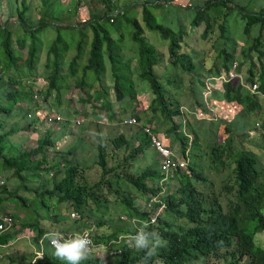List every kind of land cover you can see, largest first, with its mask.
I'll use <instances>...</instances> for the list:
<instances>
[{
  "label": "trees",
  "instance_id": "1",
  "mask_svg": "<svg viewBox=\"0 0 264 264\" xmlns=\"http://www.w3.org/2000/svg\"><path fill=\"white\" fill-rule=\"evenodd\" d=\"M99 1L110 8L109 1ZM175 1L150 0L143 3L140 5L142 22L136 15L130 14L131 11L127 8H120L117 13H114L113 9H108L104 15L93 13L87 21L76 25H55L53 18H56L57 0H41V18L38 23H34L31 16L26 15L31 8L26 5V0H22V11L15 12L16 23L21 25L23 34L13 38L8 21L4 25L0 24V83L3 85V96H0V177L4 176V183L0 184V206L9 200L27 207L31 204H43V208L50 213L49 218L56 221L64 220L59 214L64 206L67 216L71 210L81 216L80 221L74 222L75 229L68 230L75 233L84 230L82 222H91L95 211H101L103 216L109 214L111 203L104 198V190L107 188V192L115 197L116 203L127 209L128 212L124 213L129 221L126 222V228H117L110 236H92L93 242L99 245L115 240V243L119 244L121 236L135 234L138 230L130 219L149 218V214L143 213L136 206L137 200L132 196V192L124 187L129 184L144 196H148L147 199L161 192V188L167 189V208L159 217L158 223L148 228L149 231L158 232L167 243L148 264H155L156 261L160 264H264V248L256 242V236L264 233V175L258 167L260 158L254 152L236 151L234 160L231 161L232 170L227 176L229 182L223 188L216 187L214 181L199 172L192 162L189 163L190 176L177 173L173 178L177 183L172 191L173 185L170 183L159 187L162 176L157 169L147 168L139 174L126 173L124 176L119 172L121 166L132 165L130 162L136 161L140 154H144L145 150L151 147L143 132L140 145L133 152H129L132 141L124 136L111 141L98 139V153L92 163L102 170V174L100 180L95 183H90L86 178V164L65 163L68 155L72 156L78 152L77 145L70 144L63 152L58 151L59 148L56 149L57 143L68 134V129L61 130L58 125L66 119L77 120L76 124L79 126L86 117H81L70 101L65 100V93L73 87L86 89V100L80 97L76 101L78 105H84L86 102L93 104V99L100 104V108L109 111L114 117L110 90H114L115 98L120 103H125L127 98L133 101L137 97L135 81L146 80L154 97L149 110L172 123L173 118L181 115V106L171 89L165 85H173L174 80L162 78L157 72L159 67L165 68L166 64L181 68L192 76L191 82H197V85L191 89V98L198 109L208 113L202 97L206 79L228 73L234 64H237V70L240 71L247 63L250 66L245 77L248 86L235 82L224 83L223 95L219 97L216 92L214 98L216 101L237 103L242 107V114L238 118L235 116L232 122L236 129L232 130L249 136L251 127L245 118L259 110L260 105L256 100L259 95L264 94V7L260 11H252L253 0H200L195 6H184ZM154 9L161 15H167L168 19L176 24L175 29L160 23ZM12 13L13 11L9 14L11 18ZM120 18H124L127 25L133 26L132 32L127 33L128 31L119 24ZM108 24L114 26L113 31ZM50 26L54 29H69L73 34L79 33L80 36L72 40L78 41L74 46L58 33L48 48V62L44 67H40L38 63L47 45L42 39V33ZM202 28V38L207 41L212 39L210 35L215 33L216 28L220 31L213 45L215 57L208 68L200 64V53L182 52L190 36L189 30ZM148 31L158 33L169 43V58L149 41L146 34ZM90 34L89 44L86 38ZM240 39L246 41L245 46L239 42ZM84 44H88L90 50L85 63L82 64L85 55ZM16 48L20 51L27 50L28 57L25 60L18 58ZM74 48L76 54L67 63V55ZM125 50L131 52L127 59L124 57ZM238 51L244 59L241 65L237 61ZM167 60L169 63H166ZM205 68L207 71L203 79L200 71ZM6 79L8 84H5ZM40 79L48 83L46 88L40 87L41 100L47 101L51 96L55 97L57 112L41 108L38 100L32 96H22L23 93L31 92V87L34 88L35 82ZM254 85L258 86V90L252 93L249 87ZM93 90L94 93L91 92ZM26 100L27 107H17V104ZM17 109L19 112L14 114ZM22 113L26 124L17 123L7 130V120L16 119L22 116ZM88 115L90 114L87 112ZM241 117L244 122L236 127L235 121ZM49 119L52 120L51 123L48 122ZM97 120L98 117L95 116L93 123ZM101 122L100 125H108L104 123V119ZM44 123L47 125V131L44 137L38 140L35 148L19 149L9 141L15 134L33 129L34 124ZM217 124L221 122L217 121ZM187 126L190 127L189 122ZM216 129L217 127L214 128L210 141L212 145L216 144ZM199 130L207 134L210 128L204 125L200 126ZM180 141L182 153L185 155L190 145L189 139L181 138ZM78 144L86 146V138L80 137ZM201 144V137L194 131L190 153ZM123 147L126 148L123 164L117 163L111 167L109 158L117 160L118 155L114 153ZM228 147L231 148V143ZM52 149L56 152L55 159L50 154ZM215 149L214 146L213 150ZM218 151L220 155H214L221 166L226 167V161L222 159L223 151ZM86 159L84 157L85 161ZM6 175L8 180L16 178L19 181L18 190L15 192H11L5 182ZM123 190H126L127 194H122ZM223 190H227V193ZM25 192L30 196L36 194L37 198L31 201L24 195ZM92 205H97V209L94 210ZM4 214L13 217L10 213ZM106 224L112 226L114 221H97L96 227L103 228ZM25 229L36 232L35 241L38 244L47 233L42 223L37 220L20 225L18 232L2 234L0 243L7 244ZM45 242L42 261L46 260L48 264H66L54 256L49 240ZM120 246L122 254L117 257L118 264H144L143 252L136 251L126 243Z\"/></svg>",
  "mask_w": 264,
  "mask_h": 264
},
{
  "label": "rangeland",
  "instance_id": "2",
  "mask_svg": "<svg viewBox=\"0 0 264 264\" xmlns=\"http://www.w3.org/2000/svg\"><path fill=\"white\" fill-rule=\"evenodd\" d=\"M107 1L110 2V8L104 5L99 0H57L58 4L55 10L56 18H53L54 24L57 25V24L63 23V25H76V24L87 21L90 18V15H92L93 13H97V14L101 13L102 15H104V13L108 11V9H113L114 13H117V11L120 8H125V9L127 8L129 11H131L130 14L136 15L137 19H139L142 22V9L140 5L150 0H107ZM197 1H200V0H176L175 3L184 5V6L186 5L195 6L197 4ZM14 3L15 2L11 0H0V24L4 25L5 22L8 21L10 29L14 35L13 38H16L17 36L22 35L23 32L21 30V25L18 22L16 23L17 16L15 12ZM40 3H41L40 0H26V5L29 4L32 7H38ZM19 4H20V0H17L18 7H19ZM134 5H137V6L135 7ZM263 7H264V0H253V6L251 7V10L260 11ZM38 10L39 8H36L35 12ZM11 11H13L12 18L9 17V14ZM154 13L158 17V21L160 23L164 24V26L175 29L176 24L171 22V19L170 18L168 19L167 15L166 16L161 15L156 9H154ZM109 14H112V13H109ZM31 18L33 19L34 23H38L41 16L38 17L36 14H34L33 16H31ZM53 19L51 18L52 21ZM49 22L51 23L50 20ZM119 24L122 25V27L128 31L127 33L133 31V26L127 25L124 18H120ZM108 26L112 31L114 30V26L109 25V24ZM189 31H190V36L187 38L188 45L185 44L182 52L189 53L191 51H196L197 53H200L201 54L200 59H199L200 64L203 65V67L205 66L208 68L213 63V60L215 57L213 45H214V42L218 39L217 37H219L220 35L219 29L216 28L215 33L213 35H210L212 39L208 41L202 38L203 28L202 29H190ZM58 33H60L66 40L71 42L72 45L74 46L77 44L78 41H72V40L77 39L80 36L79 33L73 34V31L69 29H64V28L54 29L51 26L48 27L46 31L42 33V39L47 45H46L44 52L41 54V60L38 63V66L44 67V64L48 62V59H47L48 48L52 45L53 41L58 36ZM146 34H147V37L149 38V41L155 47H157L160 51L164 52L166 54L165 55L166 58H169V53H168L169 43L167 41H164L158 33L148 31L146 32ZM252 36H253V33H252ZM127 37L128 39L130 38L129 36ZM86 39H87V42L90 44L91 34ZM239 42L243 46H245L244 45L246 43L245 40L240 39ZM129 43L130 42H128V44ZM75 49L76 48H74L70 53H68L67 55L68 58L66 59L67 63L76 54ZM89 50H90L89 45L84 44L85 55L83 56V59L81 61L82 64L85 63L88 57ZM130 53H131L130 51L125 50L124 52L125 59H127L131 55ZM16 56L18 58H21L22 60H25L28 57L27 50L20 51V49L16 48ZM243 60L244 59L242 58L241 54L238 51L237 61L239 62L240 65L243 63ZM166 63H169V60H167ZM256 64L257 66H259V62H257ZM244 65L245 66L240 68L241 70L239 71L240 74L244 75L243 78L246 77V75H248V70L250 68V66L247 63ZM132 67H134V64ZM164 67L165 68H162V67H159L158 69L156 68L157 72L159 76L162 78L165 77V79L170 78L174 80L173 85L169 86L167 83H165V85L171 89V91L175 95V98L179 101L182 113L186 112L185 108H190L192 105H194V109H198L196 105L194 104V101L191 98L192 97L191 89L194 87V85H197V82L192 83L191 82L192 76L189 75L186 71H184L181 68H175L170 64H166L164 65ZM206 71H207L206 68L200 71L201 77L203 79H205L204 76L206 74ZM108 78H109V68H108L107 80ZM8 82L9 81L6 79L5 84H8ZM135 82L137 85L136 86L137 97L133 101L130 100V98H127L125 103H120L115 98L114 90H110L109 95L111 96V100L113 104L112 110L114 112V117L110 115L109 111L100 108V104L97 101L95 102L93 99H92V103L95 104V106L97 107H94L93 104L87 103V102L84 105L79 104L78 106L76 101H78L80 97H83L86 100V97H85L86 89L82 90V89L73 87L70 90H68V92L65 93V96H64L65 100L70 101V104H72V106H74V108L81 114V117L87 116V112L88 110H90L91 113H93L96 117H98L100 121H102V119H106V121L104 122L105 124H108L110 122L109 124L110 126L117 127V129H121L120 131L115 130L113 132L107 133L104 130H99L98 128L99 124H96V123L93 124L95 131L91 133L88 132V134H86V136L84 137L86 138V141H87L86 155L89 156V159H86L87 162H92L94 159H96V155L98 153V144H99L98 139H101L102 141H104V139L111 141L122 135L127 140L132 141L131 146L129 148V152H133L139 147V143L136 140L135 136H140L141 125L149 124V125L156 127L158 132L168 133L170 140L177 141L178 144L176 143L177 145L176 149L178 151L181 150L180 139L187 138V137H189V139H193L194 131H195L201 137L202 144L200 146L198 145L194 149L193 159L195 160V162H193L191 158V163L192 162L195 163L194 164L195 167L199 170V172L203 173L205 177L213 180L216 187L218 186L220 188H223L228 184L229 179L227 178V176L232 170L233 165L231 161L234 160L233 155L236 153L237 150H248V151L254 152L260 158L258 160V167L260 170H262L263 175H264V130L261 129L260 127H257V125H256L257 129L256 128L254 129V125H255L254 119H251V122L249 121V125L251 129H253L251 134H249V136L239 135L237 134L236 130L235 131L232 130L233 132L232 133L230 129L227 128V126L224 127L221 124L218 125L216 129V144L212 145L210 141L213 136V128L209 127L210 130L208 131L207 134L202 133L199 130L200 126H204V123H205L204 120H207L206 118H203V119L201 117L198 118L197 114H189V115L185 114L184 115L185 119H180L179 116H177L173 118L172 123H169L160 114L158 115L153 114L149 110V106L154 98L152 95L151 89H150L149 82L146 80H136ZM47 84L48 83L46 81L40 79V81H37L36 84L33 86L34 88L31 87V92L29 91L28 93L27 92L23 93L22 96L26 98H31L32 96L33 99L35 100H38L36 99V97H39L38 103L40 104L41 108L45 109L46 111L57 112V108L55 107V104L57 103L55 97L53 98V96H51L47 101H42L41 100L42 96L38 93V91L40 90V87L43 86L44 88H46ZM2 86L3 85L0 83V96L1 97L3 96ZM91 92L94 93V90ZM203 102H205L204 98H203ZM27 105H28V102L26 100L25 102H20V104H17V107L25 108L27 107ZM206 107L210 112L209 116H210V119L212 120L213 114L210 111L211 106L206 105ZM49 108L50 109L52 108V110H49ZM198 110H201V109H198ZM18 112H19V109H17V111L14 112V114H17ZM217 113L218 114H215L214 116V120L221 121L220 117L224 116L223 110L218 109ZM128 117H136L140 123V126L132 127V126L122 124L123 122L122 119H126ZM263 120H264V117H263ZM76 122L77 120L74 121L75 126H71L69 128V131H70L69 133L71 135H68L66 138H62V140L59 143H57L56 149L59 148L58 151L60 152H63L64 149L68 147L70 144L73 145L74 141H75V145H77V150H79V153L77 154L75 152V154H73L71 157L68 155L66 162H68L69 159L70 160L75 159L78 161L79 160L82 161L83 158L81 156H84V157L86 156L84 149L80 147V144H78L80 138H77V135H78L77 130L80 129V125L77 126ZM188 122L190 123V127L187 126ZM243 122H244V119L240 118L239 120L235 121V124L236 125L238 123L243 124ZM17 123L20 124V121L17 119H8L7 120V130H9L11 126L12 127L16 126ZM165 123H166V126H164ZM260 123L262 124V122ZM46 126L47 125L45 123L43 124V126L40 124L38 125L39 132L36 133L34 141H32L33 133H27L28 131L25 132L26 135H28V139L22 140L25 134H21L22 132H20L18 134L11 136L9 138V141L13 143L19 149H27V150L33 149L37 146L38 140L44 137V134L47 131ZM104 126H107V125H104ZM178 130L180 131L178 132ZM98 134L100 135V137ZM63 141H65V143ZM229 143H231L230 149L228 147ZM166 144L171 146L168 143ZM214 146L216 148L215 150H213ZM125 149L126 148L123 147L121 148V150L115 151L114 155H118L117 160L109 158L111 167L117 163L123 164ZM221 149L223 151L222 159L223 161H226V167L221 166L220 161L214 155L215 153L217 155H220V152L218 150H221ZM50 151H51L50 154L52 155V157L54 156L53 159H55V155H56L55 149H52ZM149 153L151 154V151L147 150L146 155L140 154L136 161L130 162L132 165H126L124 167L121 166L119 169L120 174L122 176H124L126 173L127 174H136V173L139 174L140 172L144 171L147 168L155 169L156 166L158 167L159 161L157 162L156 158H154V162L150 164L149 160L151 156ZM77 155L79 156V159ZM52 157H50V160L52 159ZM86 166L88 165H84V168H87ZM89 166L91 167L87 168L88 169L87 172H84V173H86V176H87L86 178L88 179L90 183H95L100 180L102 170L99 169V167L95 163ZM7 175H6L5 182L8 184V186L9 184L11 186V183L16 182V178L15 179L13 178L12 179L13 182H11L10 180H8ZM3 180H4V176L0 177V181L4 182ZM175 183H177L175 179L170 181V185H173L171 188L172 191L174 190ZM10 189H13V187L12 188L10 187ZM124 189L126 190L129 189L130 192H132V196L136 198L137 200L136 202L137 207L141 208L142 205L146 202L148 196H144L141 192H139L137 189L132 188L129 184L126 185ZM126 190H123L122 194H127ZM223 191H226L227 193V190H223ZM104 192H105L104 198L108 199L111 203L110 209H109L110 212L108 215L103 216L101 211L99 212L95 211V213L93 214L94 217L92 218V221L88 222V226L86 227L92 236L96 234L98 235L104 234V235L110 236L113 232L117 230V228L118 229L126 228L125 225L127 223L125 221H122L121 217L127 216V214L124 213V212H128L127 209H125L123 206L120 207L119 203H116L115 197L107 192V188H105ZM38 206L40 205L38 204ZM3 207L4 206L2 205L0 206V214L7 213V211H5ZM28 208H29V214L33 217V220L37 219L38 217L35 216L34 214L33 204H31V206H29ZM92 208L94 210L97 209V205L95 206L92 205ZM60 212L65 215L67 214L65 208L61 209ZM109 219L114 221V225L110 226L109 224H106V226H104L103 228L96 227L97 221H103L107 223V220ZM68 221L69 222H67V219L65 218L63 222L56 223V225L53 226V230L59 231V232H61V230H64L65 232H67L70 227L72 231L73 229H75V226H74L75 220L68 217ZM64 223H66V226L63 225ZM137 225H139V222H136V225L134 226H137ZM61 233L65 237H68V234L72 232H67V233L61 232ZM126 235H123L121 237L123 238V243H125V241L126 243L127 242L131 243L126 240V237H127ZM256 242L259 246L264 248V233H260L256 236ZM113 250L118 251V246L114 245ZM93 255L96 258V260L100 261V264H118L119 259H117V256H116L118 254H116L115 256H108L107 251L103 248L96 250ZM4 257L6 256L1 255L0 264H13L11 262V258L8 260H4L5 259ZM15 261H18L19 262L18 264H20L21 262L18 259ZM15 263L17 264V262Z\"/></svg>",
  "mask_w": 264,
  "mask_h": 264
},
{
  "label": "crops",
  "instance_id": "3",
  "mask_svg": "<svg viewBox=\"0 0 264 264\" xmlns=\"http://www.w3.org/2000/svg\"><path fill=\"white\" fill-rule=\"evenodd\" d=\"M11 1L15 2L14 3L15 4V10L22 11V7H23V6H21L22 0H20L19 7L17 6V0H11ZM27 6H30V8H31V10L30 11L28 10L27 13H26V15L28 17L29 16H33L34 14H36L38 17L41 16V14H40V11L42 9L41 3L38 5V7H32L29 4H27ZM39 6H41V7H39ZM36 8H39V10L35 12ZM238 82H235V84H238ZM245 84L248 86V84L246 82V79H245ZM216 92H218V96L219 97H221L223 95V93H224L223 84H221V83L218 84L217 83L215 89L211 93L212 94L211 97H209V99H206V102H207V104H209L211 106V108H213L212 111L215 114H218L217 113L218 109L223 110V115L224 116L220 117L221 121H219V122H221V125H223L224 127L227 126V128H229L230 131L232 132V129H234L232 122L235 119V116L237 118L240 117V114H242V107L240 105H238L237 103H226L225 101H216L215 98H214V93H216ZM256 101H258V103L260 105V107L258 108L259 110H256L251 116H248L245 119H247V121H250V122H251V119H254L255 120V125L254 126H256L257 123L262 122V124L260 123L261 124L260 128L264 130V120H263V117H264V94L263 95H259V98ZM185 109H186V112H188L190 110H194V105H192L190 108H185ZM88 112H89L90 115L84 117V120L82 121L84 125L81 123L80 129L77 130V132H78L77 138H80L81 136H83V138H84L86 136V134H88V132L91 133V132L94 131V125H93L94 123H93V121H94L95 115L93 113H91L90 110H88ZM23 115L24 114L22 113V116H18L16 118L17 120L20 121V124H22V123L26 124V122H24V120H23ZM69 119H72V118H69ZM74 121L75 120H73V121L69 120L68 121V120L65 119V121L62 124L58 125L61 130H62V128L68 129V134H66V136L64 138H66L68 135H71L69 133L70 132L69 128L71 126H75L74 125L75 124ZM217 121L218 120H212L210 122L204 123V125H207L208 127L213 128V132H214V128L217 127L218 125H220V124H217ZM96 123L99 124V126H98L99 130H104L107 133L113 132L115 130L116 131H120L121 130V129H117V127L110 126L109 125L110 123H108L107 126L102 125V126H104V127H102L100 125V123H102V122L99 119L96 121ZM200 124H202V123H200ZM38 125L39 124H34V126H32L33 129L27 130L28 132L27 131L22 132L21 134H25L23 136L22 140L28 139V135H26V133H25V132H27V133H33L32 134V136H33L32 141H34L36 133L39 132L38 131ZM40 125H42V124H40ZM239 125H242V124L238 123L236 125V127L239 126ZM164 126H166V123H165ZM34 129H36L37 131L36 130L34 131ZM179 131L180 130H178V132ZM141 132H142V130H141ZM120 134H121V132H120ZM160 134H161L162 138L164 139V141L166 143L170 144L172 146V148L174 149V151L177 152V154L181 155L182 151L181 150L178 151L176 149V147H177L176 143L178 144V142L174 141V140H170L168 133H161L160 132ZM237 134L241 135V131H239V132L237 131ZM135 138H136V140L138 141V143L140 145V140L142 138L141 134H140V136H135ZM63 142L65 143V141H63ZM73 144H75V141H74ZM80 147L84 149L85 155H86V146L85 145H81ZM147 150L151 151V154L149 153L150 156L152 157V159L150 157V160H149L150 164H152L154 162V158H156L157 162H158L159 158H158L157 152L152 147L148 148ZM147 150L144 153L145 155L147 153ZM78 153H79V150H78L77 154ZM81 157L83 158L82 161L81 160L78 161V160H75V159H71V160L69 159L68 162H66V163L67 164L68 163L76 164V163L79 162V163H84V164L88 165V166H86L87 168L91 167L89 165H92L93 163L92 162H87V160L85 161L84 160V156H81ZM85 157L87 159H89V156L86 155ZM191 158H192L193 162H195V160L193 159V153L191 154ZM191 158L189 157L190 160H191ZM78 159H79V156H78ZM155 169H157V166H156ZM10 181L13 182L12 179ZM18 186H19V181L16 179V182L11 183V186L9 184V189H10V187L11 188L13 187V189H10V191L11 192L12 191L15 192L16 190H18ZM19 195H20V193H19ZM24 195L28 196V198L31 201H33V200H35V198H37L36 194H33L32 196H30L27 192H25ZM22 196H23V194H22ZM46 198H47V196H46ZM23 205H19L13 200L6 201L5 203L2 204V206H4L3 209L5 211H7V213H10L11 215H13L14 220H15V228H14V230H12L10 232H6V233L12 234V233L18 232L19 228H20V225L33 223L34 221H37V220H39L42 223V226H43L44 230L47 233H49L51 231H54L53 230V226H55L56 223L63 222V220L62 221H56V220H53V218H49L50 213L48 212L47 209L43 208V204H40V206H38V204L33 206L34 207V214H35V216L38 217L37 219L33 220V217L29 214V208L26 205L25 206H23ZM63 208H65V207L62 206V209ZM60 211H59V214H61L64 217V220L66 218L67 222H69L68 221V217H70L71 213L74 212L75 210H73V211L71 210L70 214H68V216H67V214L66 215L62 214ZM86 224H88V223H86L85 221L82 222V224H81L82 225V229H87L86 228ZM63 225L66 226V223H64ZM61 232L64 233L65 231L61 230ZM67 232H69V231H67ZM47 233L44 234V236L42 237V239L40 240V242L38 244L35 241L36 232L32 231L31 229L23 230V232H21L20 234L16 235L7 244H1L0 243V257H1V255H5L6 257H4L5 258L4 260H8V259L11 258V262L13 264H16L15 262H17V264L19 263L18 261H15L17 259L21 261L20 264H48V262L46 260L42 261V259L44 258V250L46 248L45 240L46 241L48 240L46 238ZM3 234H5V233H3ZM101 246H105V245L104 244H99V247H101ZM40 254H42V257H41V259H38V257H39L38 255H40ZM93 254H90L89 255L90 257H88L87 260L83 261L82 264H100V261L96 260V258L94 257Z\"/></svg>",
  "mask_w": 264,
  "mask_h": 264
},
{
  "label": "clouds",
  "instance_id": "4",
  "mask_svg": "<svg viewBox=\"0 0 264 264\" xmlns=\"http://www.w3.org/2000/svg\"><path fill=\"white\" fill-rule=\"evenodd\" d=\"M231 70H232V68L230 69V71ZM237 72L241 76L242 80L229 81V82H238L239 81L238 83H240L241 85L242 84L246 85L245 84V77L243 78V75L240 74L238 70H237ZM228 73H225V74H222V75L227 76ZM211 78H213V77H211ZM211 78H208V79H211ZM214 78H216V77H214ZM208 79H206V87H207V81H208ZM217 83H221V84L224 85V83H227V82L213 81L212 82V89L210 91V94L207 97H205V95H204L206 93V87H205L204 92H203V98H204L205 103H206L207 106L209 104H207L206 99H209V97H211V95H212L211 93L215 89ZM249 89L252 91V93H255V91L258 90V88H257L255 91H253V86L249 87ZM212 110H213V108H211L210 111L213 114L212 120H214L215 113ZM201 112L202 111L201 110H198V109L190 110V111L185 112V113H182V111H181V115L179 116V118L180 119H185V116H184L185 114H188V115L189 114H197L198 115V118H200L199 117V113H201ZM209 113L210 112H208V113L205 112L204 113L205 114V117H203V118H206L207 119V120H204L206 122H210L209 120H211L210 119V116H209ZM130 118H132V117H128L126 119H122V121L124 122L125 120L130 119ZM137 121H138V119H137ZM123 122H122V124H123ZM147 125H149V124L141 125V130H142L143 134L149 139V137L144 132V127L147 126ZM256 125H257V127H260L261 126L260 123H257ZM138 126H140L139 121H138V125H135V126H132V127H138ZM257 127L254 126V129L255 128L257 129ZM154 128H155L156 133L159 134L160 139H161V141L163 142V144L165 146H167L168 148L172 149V151L178 157H186L188 159L189 163H191V160L189 159V157L191 158V154L193 153V151H191V153H190V150H192L191 143H192V140L193 139H189V137H187L189 139V143H190V145H189V147L187 149L188 151L185 153V155H183V153H181V155H179V154H177L176 151H174V149L172 148V146H169V145H167L165 143L164 139L162 138L160 132H158V130L156 129V127H154ZM252 130L253 129H250L249 134H251ZM149 141H150V139H149ZM150 144H151V141H150ZM151 147H152V145H151ZM157 154H158V152H157ZM158 158H159V164H160L159 154H158ZM188 169H189V165H188ZM157 170L160 173L159 166L157 167ZM160 175H161V173H160ZM161 176H162V178H161V180H162L163 179V175H161ZM171 180H173V179H171ZM171 180H169L167 182V184L170 183ZM166 191H167V189L164 191V193L162 194L161 197H162V200L164 201V203L166 204V208H167V201H166V198H165ZM158 194H154V195H158ZM147 200H146V202H147ZM146 202L142 205V207L140 209H141V211L143 213L149 214L148 220H139V219H137V220L140 221L139 222V225L136 226L138 228L137 232L135 234H132V235L131 234L126 235L127 236L126 237V240L130 237V242L131 243H128V242L126 243V241H125V243L129 245V247L135 249L138 252H143L144 253V264H148V261L149 260H151L153 257L157 256L158 250L161 247L165 246L166 243H167L166 241L163 240V238L160 236V234L158 232H156V231H149L148 230L149 226L154 225V224H149V225L147 224V222H150L151 217H152V214L146 210V208H145ZM166 208L158 216V220H157V222L155 224L158 223L159 217H161L164 214ZM122 217L127 218V220L129 221V219H128L127 216H122ZM122 217H121V220H122ZM133 219H136V218H133ZM133 219H130V220H133ZM127 220L125 222H128ZM85 230H87V229H84L82 231H77L78 233L73 234L71 237H65L59 231H51V232L47 233L46 238L49 240V245L52 246V247L51 246L50 247L54 250V256L58 260L66 262V264H82V262L85 261V260H87L88 257H89V255L90 254H93L96 249L97 250L100 249V248H103L104 249V247H106V246H109V250H106L108 256H115V254H113V252H116L115 250H113V246L116 244L115 243V240L109 242V244H104L105 246H101V247H99V245H95L94 244V249L91 252L92 240L88 237V235L86 233H79V232H83ZM92 239H93V237H92ZM121 244H123V238H121V243L116 244V246H118V251L121 250V253L118 254V255H116L117 257H119L122 254V247L120 246ZM155 264H160V262L159 261H156Z\"/></svg>",
  "mask_w": 264,
  "mask_h": 264
},
{
  "label": "built area",
  "instance_id": "5",
  "mask_svg": "<svg viewBox=\"0 0 264 264\" xmlns=\"http://www.w3.org/2000/svg\"><path fill=\"white\" fill-rule=\"evenodd\" d=\"M237 64H234L232 66V70L228 73L227 76L221 75L216 78L208 79L207 81V87H206V93L204 94L205 97H207L210 94V91L212 89V82L213 81H220V82H229V81H236V80H242L241 76L237 72ZM36 84V82H35ZM258 88L257 85L253 86V91H255ZM39 93V91H38ZM36 99L39 100V97H36ZM199 117L203 118L205 117L204 113H199ZM61 118H58V121H60ZM51 119L48 120L49 123H51ZM106 121V119H104ZM79 124V122H78ZM124 125L129 126H135L138 125V121L135 117H132L130 119H127L123 122ZM145 134L149 137L151 141L152 147L158 152L160 157V164H159V170L161 175H163V179L159 183V187H163L169 180L173 179L177 173L190 175L188 165L189 161L186 157H178L172 149L168 148L163 144V142L160 139L159 134L156 133L155 128L151 125H147L144 127ZM53 176V173L51 174V177ZM1 184L4 182L0 181ZM166 189L161 188V192L158 195L150 196L149 199L146 202V210L152 214L150 222H147V224H155L158 220V216L163 212V210L166 208V204L162 200V194L164 193ZM71 218L77 221L81 220V216L77 212L71 213ZM123 221H126L127 218L122 217ZM130 222L133 225H136V222H140L137 219L130 220ZM15 227V220L14 217L0 214V235L6 232L11 231ZM78 233V232H75ZM75 233L68 234V237H71ZM79 233H86L88 237L92 240V247L91 252L94 249V242L92 239V236L88 230H85L83 232ZM127 241L130 242V237L127 239ZM51 246V245H50ZM52 247V246H51ZM105 250H109V246L104 247ZM120 251L113 252V254H120ZM38 259H41L42 254L38 255Z\"/></svg>",
  "mask_w": 264,
  "mask_h": 264
}]
</instances>
